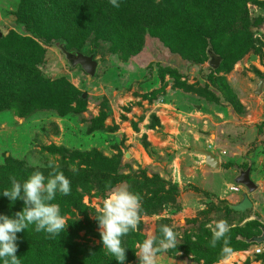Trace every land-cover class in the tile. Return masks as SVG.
Here are the masks:
<instances>
[{
	"label": "rangeland",
	"instance_id": "1",
	"mask_svg": "<svg viewBox=\"0 0 264 264\" xmlns=\"http://www.w3.org/2000/svg\"><path fill=\"white\" fill-rule=\"evenodd\" d=\"M70 1L75 12L92 19L86 20L85 29H72L65 49L92 55L97 67L90 77L68 63L58 43L33 39L37 81L46 84L39 92L24 94L17 81L15 91L4 92L9 107L0 110V215L14 217L24 207L23 200L3 196L11 188L9 178L23 183L34 171L47 177L51 162L71 182L70 195L57 193L52 201L68 224L61 233L88 253L87 259L72 258L68 264L118 262L103 248L95 219L110 190L108 181L142 195L138 229L121 238L124 264H139L136 245L149 236L161 238V225L179 236L176 248L158 254L157 264H228L229 256L215 260L223 242L210 247L212 233L205 225L227 220L230 240L234 233L244 235L239 228L247 222L264 227V211L253 212L244 223L237 215L226 217L215 209L223 202L214 201L208 190L202 195L192 191L188 181L204 159L196 149L210 146L209 134L218 132L221 122H232L234 115L237 126L248 129L246 122L254 120L245 118L248 103L255 106L259 97L257 84L264 80V0H167L163 9L154 8V18L144 26L138 15L146 11L140 8L151 10L161 0H118L119 7L126 8L123 15L110 0H89L93 7L88 0ZM19 2L0 0V41L8 40L0 48L9 46L13 33L27 36L14 20ZM173 3L180 10L171 15L164 8ZM106 8L119 16L106 17ZM55 12L43 19L55 17ZM206 45L216 46L223 60L215 70L209 66ZM21 63L18 69L11 67L9 75L21 73ZM2 64L13 65L6 60ZM216 106L225 109L223 120L216 121L213 112L207 115ZM204 114L214 120L205 123ZM263 140L250 146L256 157L261 156ZM34 236L53 237L30 225L17 233L18 248H27V237ZM235 246L240 252L253 248ZM57 258L62 264L63 258L54 255L55 264Z\"/></svg>",
	"mask_w": 264,
	"mask_h": 264
},
{
	"label": "clouds",
	"instance_id": "2",
	"mask_svg": "<svg viewBox=\"0 0 264 264\" xmlns=\"http://www.w3.org/2000/svg\"><path fill=\"white\" fill-rule=\"evenodd\" d=\"M114 7H119L118 0H110ZM48 167L51 171L46 177L41 171H34L23 182L10 177L11 188L3 191V196L10 201L23 200L22 211L15 213L14 217L0 215V259L3 264H21L17 256V233L35 226V231H44L50 236L59 235L66 227V220L61 215L60 207L55 200L56 194L64 196L71 193V182L62 171H58L51 162ZM74 173L76 169L72 170ZM109 192L103 201L99 214L95 215L98 221L99 234L103 248L115 257L119 264L126 260V249L122 246V237L130 232H135L141 222L142 203L139 193L129 190L126 184L111 186V181L106 182ZM211 230L212 238L209 246L215 248L219 242L221 254L230 256L232 248L227 234L230 225L227 220H212L205 225ZM161 238L149 236L136 245V256L139 264H157L158 254L174 249L178 244L179 234L168 225L160 226Z\"/></svg>",
	"mask_w": 264,
	"mask_h": 264
},
{
	"label": "trees",
	"instance_id": "3",
	"mask_svg": "<svg viewBox=\"0 0 264 264\" xmlns=\"http://www.w3.org/2000/svg\"><path fill=\"white\" fill-rule=\"evenodd\" d=\"M51 1L53 0H20L19 2V7L16 10L14 20L17 21V24L23 26L27 36H21L20 34L13 33L9 42V46L6 48H0V110H4L6 109V107H9L8 99L4 97V92L8 91L12 93L13 91H15L14 87L18 85L17 81H19V87L23 90L22 93L24 94H33L39 92L44 88L46 84L45 82L41 83L40 81H37V74L39 73V71L36 67V64L38 62L36 53L33 52V50L35 49V41L33 39H37V41H41L45 44H49L51 40V43H58L59 45L65 44L66 46L67 44H70L71 39L69 40V37L71 35L72 29L74 27H76V29H85L86 20L88 21L89 19H92L86 17L87 15L83 16L75 12L73 8L76 7V5L70 0H58V2L63 1L59 4H56V0H54V3H52ZM166 1L167 0H161V3L152 6L151 10L140 8V12H142V10H145L146 15H138L139 19L142 20L139 21V24H142L144 26L150 23V20L154 18L152 17V15L154 14V8L160 5L162 7L160 9H163V4H165ZM246 1H253L254 3L255 0ZM87 3L90 7H93L92 3L89 0L87 1ZM63 4H65V7L67 5V12H64L65 7L60 8ZM178 5V3H173L168 5L167 9H164L167 10V12H170L171 15H173L180 10ZM258 5L260 6V4ZM125 10L126 8L122 6L119 7L116 12L119 15H123L125 13ZM54 11H56L54 14L55 17H47V21L43 19V15L45 13ZM103 11L107 15L106 17L110 16L109 18H111V16L118 15L115 11H110L108 8L104 9ZM100 18L104 20V18H102L101 16ZM5 41L8 42V40L2 39L0 41V44L5 43ZM96 47L97 44L96 42H94V50ZM207 47L212 48L213 53L217 55L216 46L215 48L213 47V45H208ZM66 48L67 51L77 52L74 47ZM82 54L85 55L86 53L82 52ZM4 60L11 61L13 65H3L2 61ZM222 61L223 60L221 58V62ZM15 62L18 63L14 65ZM20 62H22L21 64L24 65L22 66V72L20 73L17 71L14 75H9V73H11V67L14 69H18L17 64H19ZM7 67H9V69ZM143 188H145V186H143ZM140 196L142 198L141 194ZM215 209L216 211L224 212L226 217L230 215L242 216L229 210L224 202L222 203L221 207L219 206ZM239 229L244 232V237L240 234L236 235L234 233V237L230 239V245H234L233 247H231L233 250L232 252H235L240 248L239 246H235L237 244L243 245L245 249L248 248L249 245L256 246L253 243L251 244L249 242V239L251 240V238L253 237L261 236L264 227L258 222L252 221L249 223L247 222L243 228ZM27 238L30 240V242H26L27 248L25 247V245L20 246L16 253L18 258H20L21 264H55L54 255H59V257L63 258L62 264H68V262L71 263L72 258H82V260L87 259V251L83 247H80L77 244L73 243L69 235L65 233H60L59 235L54 237L47 236L43 240H41L42 235L39 240H37L36 237ZM221 246L222 244L218 245L219 250H221ZM226 257L227 256L221 254L220 256H217L215 260L219 261ZM58 260L61 259L57 258L56 264H59ZM102 262L104 264H119V262H116L113 259H110V262L108 260H102Z\"/></svg>",
	"mask_w": 264,
	"mask_h": 264
},
{
	"label": "crops",
	"instance_id": "4",
	"mask_svg": "<svg viewBox=\"0 0 264 264\" xmlns=\"http://www.w3.org/2000/svg\"><path fill=\"white\" fill-rule=\"evenodd\" d=\"M262 81L261 94L257 95L259 97L255 100L256 105L250 107V102L248 103V117L245 118V120L248 121V119H254L251 124H247L246 122V125H248L249 128L247 129L246 127L242 129L238 127L235 121L237 119H235L234 115H231L232 117L229 118L232 122H221L223 125H220V129L217 130L218 132L212 131L209 134L210 146L208 145V148L200 146L196 149V153L199 155H202L200 152L201 150L211 153L218 160V168L212 169L208 167L205 164L204 158L201 160V165L197 168L198 170L195 168L194 177H192V179L190 178L188 181V184H191L194 187L191 188L192 191L195 189L194 191H199L202 195V192L208 190L212 194L210 195L214 201L216 200L217 202L219 200L226 205L238 204L241 201V194L246 193L252 204V209L244 214L238 213L242 216H232L233 218L236 216V220H238V218L243 219L242 223L250 221L253 212L257 213L259 210L264 211V157L262 150L261 156H259L260 158L256 157L254 152H250V146L264 137V97L262 96V93L264 92V80ZM244 102L245 101L241 103L244 104ZM240 105L239 102L238 108ZM224 110L225 109L222 106H216V108H213V110H211L210 113H207V115L213 112L214 115H218L219 117V119H215L216 121L223 120L225 117ZM207 115H205L206 120L203 118L205 123L214 120H210ZM203 127L206 128L205 126ZM261 132L263 136L260 135ZM262 146L263 145H261V147ZM246 171L249 172V181L254 185L255 189L253 192H248L242 185L235 183L239 178L240 173ZM228 186L239 187V192H229ZM195 195H197V193H195ZM255 245L256 246H252L253 248L249 249V251L233 253L229 256L226 262L228 264H246L250 261V264H264V261L261 260L264 258V254L254 255L253 253L255 247L260 246L258 244Z\"/></svg>",
	"mask_w": 264,
	"mask_h": 264
},
{
	"label": "water",
	"instance_id": "5",
	"mask_svg": "<svg viewBox=\"0 0 264 264\" xmlns=\"http://www.w3.org/2000/svg\"><path fill=\"white\" fill-rule=\"evenodd\" d=\"M2 37V34L0 32V38ZM60 50L63 52V54L65 55L68 63L72 66V67H77L80 66L81 69L84 71L85 74L89 75L90 77L93 76L96 67H97V62L94 60L92 55L86 56L82 53L79 52H70L67 51L65 49V44H60L59 45ZM207 54L209 56V66L215 70L219 67L220 62H221V58L219 56H217L216 54L213 53L212 48H209L207 51ZM262 84L263 81L261 80L256 87V95H260L261 94V89H262ZM86 96L83 95V98H85ZM201 154L204 156L205 158V164L212 168V169H217L219 166L218 160L209 152L201 150L200 151ZM126 158L129 157L128 154H126L125 156ZM249 172H241L239 178L235 181L236 184L242 185L244 188L247 189L248 192H253L254 185L253 183H251L249 180V176H248ZM227 207L229 210L235 212V213H239V214H244L245 212H249V210L252 209V204L249 200V198L247 197L246 193L241 194V201L238 204L235 205H229L227 204ZM249 242L252 244H262L264 243V230L262 231L261 236L258 237H253L251 238V240L249 239ZM248 242V243H249Z\"/></svg>",
	"mask_w": 264,
	"mask_h": 264
},
{
	"label": "built area",
	"instance_id": "6",
	"mask_svg": "<svg viewBox=\"0 0 264 264\" xmlns=\"http://www.w3.org/2000/svg\"><path fill=\"white\" fill-rule=\"evenodd\" d=\"M262 96L264 97V92L262 93ZM262 153H263V157H264V142H263V146H262ZM229 192L232 193H238L239 192V187L237 186H231L228 188ZM254 255H262L264 254V243L258 247H255L254 251H253Z\"/></svg>",
	"mask_w": 264,
	"mask_h": 264
}]
</instances>
